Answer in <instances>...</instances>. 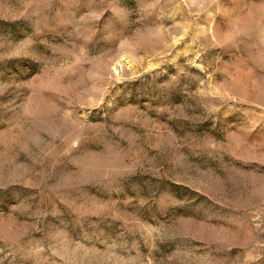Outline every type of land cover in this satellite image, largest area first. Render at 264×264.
<instances>
[{
    "label": "rangeland",
    "instance_id": "rangeland-1",
    "mask_svg": "<svg viewBox=\"0 0 264 264\" xmlns=\"http://www.w3.org/2000/svg\"><path fill=\"white\" fill-rule=\"evenodd\" d=\"M0 264H264V0H0Z\"/></svg>",
    "mask_w": 264,
    "mask_h": 264
}]
</instances>
